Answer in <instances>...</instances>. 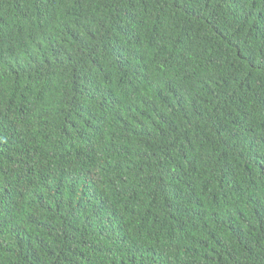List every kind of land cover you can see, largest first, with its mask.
Masks as SVG:
<instances>
[{"label": "trees", "instance_id": "16d2710c", "mask_svg": "<svg viewBox=\"0 0 264 264\" xmlns=\"http://www.w3.org/2000/svg\"><path fill=\"white\" fill-rule=\"evenodd\" d=\"M0 264H264V0H0Z\"/></svg>", "mask_w": 264, "mask_h": 264}]
</instances>
